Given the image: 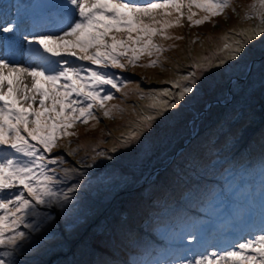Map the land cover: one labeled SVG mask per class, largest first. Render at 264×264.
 Instances as JSON below:
<instances>
[{"label": "rangeland", "instance_id": "rangeland-1", "mask_svg": "<svg viewBox=\"0 0 264 264\" xmlns=\"http://www.w3.org/2000/svg\"><path fill=\"white\" fill-rule=\"evenodd\" d=\"M65 2L53 0L54 9L48 12L38 0H10L9 3L0 0V26L11 22L9 15L18 6L28 5L36 10L44 23L39 27L31 25L21 32L27 34L33 29L47 31L51 23L54 25L61 18L64 10L58 6ZM132 2L144 4L148 0ZM255 2L232 0L223 15L212 17L199 26L191 25L185 15L181 24L167 29L173 39L154 38V43L162 44L166 49L155 67L147 65L157 57L145 54L136 67L102 69L118 71L114 73L116 76L128 77L132 82L106 105L112 109L110 117H104L103 112L98 111L99 122L90 119L86 125L77 123L69 129L75 135L62 138L59 143L64 147L53 150L52 156L76 151L75 155L66 156L68 163L56 166V175L62 179L57 190L69 195L65 207L70 211L63 212L56 204L51 208L42 206L40 210L54 215L56 222L46 225L40 233L31 234L25 250L15 254L16 264H117V261H110L112 255L120 260L117 251L127 255V249L136 246L137 253H141L147 242L142 243L136 232L151 227L160 213V209L149 208L164 207L169 197L179 193L182 189L181 172L198 164L210 144L206 140L214 136L219 126H222L220 137L230 138L233 132L239 131L232 139L241 144L263 139L264 34L252 39L240 34L241 30L258 24V20L246 19ZM193 11L197 12L195 18L205 15L201 10ZM21 32L15 33L17 39H0V59L21 64L38 63L36 54L29 50L30 45L23 41ZM4 35L0 33V37ZM237 40L242 43V52L237 59H226L223 65L214 59L212 66L205 65L203 70L193 67L192 71L197 72L194 92L178 102L176 108L157 115L150 126L137 128L143 116L154 114L147 107L151 101L141 99L139 89L169 88L171 84L168 82L179 80L191 66L205 57L224 55L220 51L223 44L235 46L234 41ZM8 44L16 47V57L4 53ZM113 106H118V110ZM135 131H139V137L124 144L123 140ZM187 141L190 144L183 147ZM193 149L198 151L191 156ZM100 152L105 155L100 156ZM74 166L79 168V173L65 178L63 170ZM69 186L72 191H69ZM254 198L253 192L248 195L251 208L245 216H237V211L245 212L239 204L236 212H230V216L236 218L229 226L230 231L224 232L214 222L207 221L199 225L195 240L183 237L186 233L180 235L183 240L179 241L178 249L181 251L146 264H181L264 234V213L256 206L263 211L264 207ZM147 212L149 216L147 214L141 220ZM258 219L261 222L257 223ZM21 230L31 233L30 229L22 227ZM49 230L54 234L41 240ZM37 240L41 242L37 243ZM5 250L0 248V252ZM131 256L135 264L140 259L138 255Z\"/></svg>", "mask_w": 264, "mask_h": 264}, {"label": "snow or ice", "instance_id": "snow-or-ice-1", "mask_svg": "<svg viewBox=\"0 0 264 264\" xmlns=\"http://www.w3.org/2000/svg\"><path fill=\"white\" fill-rule=\"evenodd\" d=\"M231 4L232 0H148L144 4L132 0H66L58 6L64 10L61 18L47 31L21 32L39 62L21 64L0 59V146H4L0 149L4 153L0 156V248L6 249L0 252V264H16L15 254L25 250L31 234L56 222L54 215L40 210L42 206L56 204L63 212L70 211L65 207L69 195L57 190L62 179L56 175V166L68 163L66 156L76 151L51 154L64 147L59 143L62 138L75 135L69 129L77 123L86 125L90 119L99 122L98 111L110 117L112 109L106 105L132 82L102 69L136 67L145 54L157 57L147 65L155 67L166 51L162 44L154 43L155 37L173 39L167 29L181 24L185 15L191 25L199 26L223 15ZM193 9L205 15L195 18ZM246 19L258 20V24L241 30V35L252 39L264 34V0H256ZM18 31V24L8 22L0 26V33L5 34L0 39H17ZM234 45L224 43L220 49L224 55L198 61L179 80L168 82L169 88L139 89L141 99L151 101L147 107L154 114L143 116L137 128L150 126L157 115L176 108L194 92L197 72L193 67L203 70L205 65L212 66L214 59L221 65L226 59H237L242 43L237 40ZM113 108L118 110V106ZM139 135V131L130 133L123 143ZM63 171L67 178L79 173V168ZM52 234L49 230L41 240ZM181 264H264V234Z\"/></svg>", "mask_w": 264, "mask_h": 264}, {"label": "trees", "instance_id": "trees-1", "mask_svg": "<svg viewBox=\"0 0 264 264\" xmlns=\"http://www.w3.org/2000/svg\"><path fill=\"white\" fill-rule=\"evenodd\" d=\"M221 129L222 126H219L214 136L206 140V143L210 144L199 158L198 164L188 171L181 172L182 189L179 193H175V197H169L164 207L149 208L156 211L160 209V213L151 227L136 232L142 243H145V240L147 242L146 249L138 253L141 255L139 264L149 263L156 256H161L162 252L171 251V247L178 249L174 236L184 233L193 235L198 231L199 225L206 221L214 222L223 231L230 230L229 226L235 221L230 212L237 210L239 204L245 212L241 214L235 211L237 216L247 213L251 208L247 197L252 192L255 195L254 201L261 207L264 206V134L263 139L241 144L232 139L239 131L233 132L230 138H225L219 136ZM187 144L190 142L187 141L183 147ZM195 151L198 150L193 149L191 156ZM147 214L149 216L147 212L141 220ZM194 223L198 225H193ZM154 237L159 242L154 241ZM127 251V255L119 252L120 260H116L112 255L110 261H117V264H135L130 260V255L132 252H138L137 247L131 246Z\"/></svg>", "mask_w": 264, "mask_h": 264}, {"label": "water", "instance_id": "water-1", "mask_svg": "<svg viewBox=\"0 0 264 264\" xmlns=\"http://www.w3.org/2000/svg\"><path fill=\"white\" fill-rule=\"evenodd\" d=\"M48 5H51L52 0H45Z\"/></svg>", "mask_w": 264, "mask_h": 264}, {"label": "bare ground", "instance_id": "bare-ground-1", "mask_svg": "<svg viewBox=\"0 0 264 264\" xmlns=\"http://www.w3.org/2000/svg\"><path fill=\"white\" fill-rule=\"evenodd\" d=\"M258 93V92H257ZM258 94H260V93H258Z\"/></svg>", "mask_w": 264, "mask_h": 264}]
</instances>
